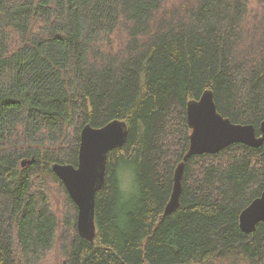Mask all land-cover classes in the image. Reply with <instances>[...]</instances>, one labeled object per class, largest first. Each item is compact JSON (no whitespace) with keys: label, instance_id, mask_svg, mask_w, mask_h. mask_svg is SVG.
Returning a JSON list of instances; mask_svg holds the SVG:
<instances>
[{"label":"trees","instance_id":"16d2710c","mask_svg":"<svg viewBox=\"0 0 264 264\" xmlns=\"http://www.w3.org/2000/svg\"><path fill=\"white\" fill-rule=\"evenodd\" d=\"M250 1L0 0V264H264V221L238 220L264 190V143L190 155L163 210L189 101L211 91L260 134L264 0L253 16ZM112 119L127 138L108 152L90 241L52 165H77L82 127Z\"/></svg>","mask_w":264,"mask_h":264},{"label":"water","instance_id":"95a60500","mask_svg":"<svg viewBox=\"0 0 264 264\" xmlns=\"http://www.w3.org/2000/svg\"><path fill=\"white\" fill-rule=\"evenodd\" d=\"M186 121L191 131L189 145L182 161L174 169L173 188L163 209L164 215L179 205L182 169L190 155L216 153L236 142L251 147L264 143V119L258 126L259 135L250 123L232 122L217 111L211 91H204L199 99L187 103ZM126 131V123L118 119H112L101 127L86 124L79 134L77 165L61 162L52 165L53 172L63 182L71 200L77 206V232L90 241L94 240L96 234L94 198L104 184L107 155L109 151L125 143ZM31 161L32 159L23 160L21 163L25 165ZM260 193L239 214V226L245 233H250L259 222L264 221V190Z\"/></svg>","mask_w":264,"mask_h":264},{"label":"rangeland","instance_id":"374dc122","mask_svg":"<svg viewBox=\"0 0 264 264\" xmlns=\"http://www.w3.org/2000/svg\"><path fill=\"white\" fill-rule=\"evenodd\" d=\"M166 1H167L166 2L167 4H168L169 1L171 2V0H166ZM259 9L260 8L258 6L257 0H251L250 4H249V8L247 10L249 12V16H253L256 13H258ZM120 172H121V175L124 178L123 185H126V188H131L132 187L131 184H133V181H134L133 173L131 172V170L128 169V168H126V169L124 168ZM58 260H59L58 257L55 258V259L53 257V259H52L53 264H56V261H58Z\"/></svg>","mask_w":264,"mask_h":264},{"label":"bare ground","instance_id":"6f19581e","mask_svg":"<svg viewBox=\"0 0 264 264\" xmlns=\"http://www.w3.org/2000/svg\"><path fill=\"white\" fill-rule=\"evenodd\" d=\"M103 126V125H102ZM101 127V126H100Z\"/></svg>","mask_w":264,"mask_h":264}]
</instances>
